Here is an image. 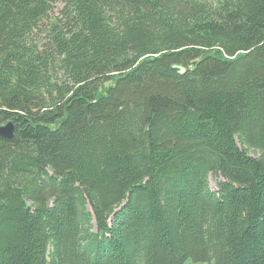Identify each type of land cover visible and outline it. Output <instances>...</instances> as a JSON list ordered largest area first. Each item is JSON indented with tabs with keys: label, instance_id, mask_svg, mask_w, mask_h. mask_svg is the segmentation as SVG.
Masks as SVG:
<instances>
[{
	"label": "trees",
	"instance_id": "1",
	"mask_svg": "<svg viewBox=\"0 0 264 264\" xmlns=\"http://www.w3.org/2000/svg\"><path fill=\"white\" fill-rule=\"evenodd\" d=\"M8 120L0 264H264V0H0Z\"/></svg>",
	"mask_w": 264,
	"mask_h": 264
},
{
	"label": "water",
	"instance_id": "2",
	"mask_svg": "<svg viewBox=\"0 0 264 264\" xmlns=\"http://www.w3.org/2000/svg\"><path fill=\"white\" fill-rule=\"evenodd\" d=\"M172 68L179 73H184L187 70V68L184 65L178 64V63H174L172 65ZM14 132H15L14 121L8 120L7 122L0 124V134L1 135L6 136V137H12L14 135Z\"/></svg>",
	"mask_w": 264,
	"mask_h": 264
},
{
	"label": "rangeland",
	"instance_id": "3",
	"mask_svg": "<svg viewBox=\"0 0 264 264\" xmlns=\"http://www.w3.org/2000/svg\"><path fill=\"white\" fill-rule=\"evenodd\" d=\"M249 150H250L249 152L251 154L256 155V156L258 155V152L256 150H254V149H249ZM220 179H221L220 175L216 176L213 173H211L209 175L210 186L213 190L217 189V181H219ZM182 264H208V263H207V261H201V260L198 261V260H195L193 258H188Z\"/></svg>",
	"mask_w": 264,
	"mask_h": 264
}]
</instances>
